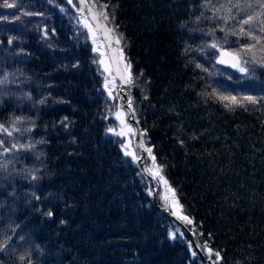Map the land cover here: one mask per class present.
Returning <instances> with one entry per match:
<instances>
[{
	"label": "trees",
	"instance_id": "16d2710c",
	"mask_svg": "<svg viewBox=\"0 0 264 264\" xmlns=\"http://www.w3.org/2000/svg\"><path fill=\"white\" fill-rule=\"evenodd\" d=\"M7 3L17 7L0 0V125L11 133L0 132V241L10 237L0 264H264V101L229 111L207 95L264 96V65L245 57L242 73L217 60L249 42L226 37L235 21L214 16L226 0H96L123 37L145 148L209 263L108 132L117 88L104 87L114 76L77 22L78 3Z\"/></svg>",
	"mask_w": 264,
	"mask_h": 264
},
{
	"label": "snow or ice",
	"instance_id": "6c2138e0",
	"mask_svg": "<svg viewBox=\"0 0 264 264\" xmlns=\"http://www.w3.org/2000/svg\"><path fill=\"white\" fill-rule=\"evenodd\" d=\"M68 2L71 4L72 0H68ZM79 3L82 5L81 8H78L77 11L80 12L82 15L80 19H83L84 21V27L88 30L89 33H91L93 43H96L97 41V33H101L103 36H105L106 43L111 45V42L114 40L116 45H121L122 41V34L117 35L115 28L108 27L109 23V14L106 11L108 8L107 4L98 6L96 4V0H79ZM211 3V0H208V3H206L204 6L208 7ZM5 7H17L14 3H7V0H5ZM214 9V16L218 19H222L225 23L228 21H235L236 27L233 29H228L225 32V36L229 33L232 35H238L240 37H246L248 38V43L245 45H241L236 51H226L223 48L220 49L221 55L219 59V63L229 64L234 68H237L242 73H247L249 71L248 67L246 66L249 63V60L245 57H251L252 63H258L261 65H264V0H226V3L221 4L219 8H216L213 6ZM90 15H83L85 11ZM233 10H235L236 15H232ZM224 13V15H220V13ZM26 15H31V13H26ZM243 15V19H238L239 16ZM80 19H78V23L80 22ZM199 19V18H198ZM94 22V24L92 22ZM247 26V27H245ZM259 33V34H257ZM9 43H12L11 40H9ZM211 47L218 48L220 47L218 44L213 43ZM95 51L99 52L100 48L97 47L94 49ZM118 51V57L116 55H113L110 59L115 64L117 59L119 60V63L123 65L124 68V74L120 75V79L125 84H133V76L131 72V63L126 62V57L124 56L123 47H119L118 50H114V52ZM187 51V49H186ZM257 52H259L260 57L257 59ZM98 63L105 65V71H110L109 64L104 61L100 60ZM197 67H202L201 65L197 64ZM117 73L119 74V69H117ZM142 75V73H141ZM7 82V77H4V79L0 80V84H3ZM115 82V77H113V80L111 82H106L105 87H109L110 83ZM109 95H111V90L109 91ZM207 95H215L216 98L222 103H224V107L228 109L229 111H234L236 108H245L247 109L248 105H258L262 101H264V96H252V95H232V94H223L218 92L216 89H213L211 93H207ZM40 103H44L43 100L40 101ZM129 106L132 104V100H128ZM119 117H121L122 123H124L122 117L124 114L117 113ZM20 118H17L19 120ZM67 119V118H65ZM15 131L19 132L20 129L16 128ZM24 131H31V129H25ZM109 132H116L115 129H108ZM0 132H7L9 135L11 133L6 129L3 125H0ZM117 135H124L125 133L123 131H120L116 133ZM3 141H0V144H2ZM40 143V142H38ZM183 143V141H181ZM28 148L31 149L34 147L32 144L28 145H12V148H6L4 151H12L16 148ZM122 147L125 148V155L131 156L133 161H138L139 157L137 156L136 152L133 150H129L131 148L130 145H122ZM141 147L143 145L141 144ZM145 151L152 156V148H145ZM153 161V168L148 169L150 174H153L154 176L160 178L163 180V177L160 175L162 172V166H159L156 164V158L155 156H152ZM0 167H6V165H0ZM32 179H36L35 176H32ZM165 185H167V180L163 181ZM172 205L175 207L178 204V201L175 198V190H172ZM168 197H165L166 205L168 201ZM182 208V206H180ZM179 215V213H174ZM49 216L52 215L51 212L48 213ZM181 218L191 223V220L187 216H181ZM182 236V233H181ZM170 237L172 239L176 238V233H170ZM8 240H10V237L4 239L3 241H0V251H3L7 245ZM209 256L215 255L217 260H221V254L219 251L213 252L211 248L208 249ZM193 255L195 253L193 252ZM20 259H24V257H20ZM213 264H216V261H213Z\"/></svg>",
	"mask_w": 264,
	"mask_h": 264
},
{
	"label": "water",
	"instance_id": "95a60500",
	"mask_svg": "<svg viewBox=\"0 0 264 264\" xmlns=\"http://www.w3.org/2000/svg\"><path fill=\"white\" fill-rule=\"evenodd\" d=\"M77 2L79 3V0H77ZM80 7H82V5L79 3ZM86 16L90 15L87 10L84 13ZM92 22V21H90ZM94 24V22H92ZM95 26V24H94ZM102 43L104 45L105 48V52L108 58V62L112 71L113 76L115 77V79L118 82V94H119V105L125 110L126 112V117L127 120L129 121V123L132 126L133 129V143L134 146L137 150V152L139 153V160L137 161V164L139 166L141 175L143 176L144 179L147 180V182L149 183L150 187L152 189H154L155 185H156V180L154 177H152L145 168V158H146V151L144 149V147H141L142 144V136H141V131L140 128L137 124V122L135 121L134 117H133V113L131 108L129 107L128 103H127V98H126V93H125V87L127 84H125L121 79H120V75L124 74V70L122 67V64L119 63V60L117 59L116 63L114 64L112 62V60L110 59L113 55H116L118 57V51L114 52V50H118V47L115 43V41L113 40L111 42V45L109 46L108 43H106V37L103 36L101 33H98ZM117 69H119V74L117 73ZM143 145V144H142ZM152 200L154 202L155 207L160 211L163 212L164 214H166L168 217L173 218V216L171 215L170 212H168L165 208L159 206L156 202L155 199V193L153 190L152 193ZM174 220H176L178 222L177 219L174 218ZM179 224L181 225V228L184 230L186 236L190 239L194 249L196 250L198 256L201 258V260L208 262V259H206V257L204 256L203 252H202V248L199 245L198 241L196 240V238L188 231V229L179 222Z\"/></svg>",
	"mask_w": 264,
	"mask_h": 264
},
{
	"label": "rangeland",
	"instance_id": "374dc122",
	"mask_svg": "<svg viewBox=\"0 0 264 264\" xmlns=\"http://www.w3.org/2000/svg\"><path fill=\"white\" fill-rule=\"evenodd\" d=\"M66 2H68V0H66ZM69 3V2H68ZM70 4V3H69ZM74 4H77V0H72V3L70 4V5H73L74 6ZM77 6H78V8H80L79 7V5L77 4ZM75 7V6H74ZM77 13H78V15L81 17V13L80 12H78L77 11ZM84 15V14H83ZM80 22H81V24H83L84 25V21H83V19H80ZM93 41V40H92ZM97 42H98V44L99 45H95V49L97 48V47H99L100 48V51L99 52H97L98 54L96 55V57H97V59H99V61L100 60H104V61H106L108 64H109V62H108V58H107V55H106V52H105V49H104V46H103V44H101L99 41H98V39H97ZM220 55H221V52L219 51V53H218V56H217V60L219 61V59H220ZM100 64V66H101V69L106 73V72H108V73H110L111 72V69H110V71H105V65L104 64H101V63H99ZM224 64V63H223ZM226 65H229V64H226ZM109 67H110V65H109ZM112 80L111 79H107V80H105V83L106 82H111ZM116 82V81H115ZM115 82L114 83H110L109 84V87H105V83H104V87L106 88V89H108L109 91L111 90V92L113 91V89L115 90L116 88H117V93H118V83H116L115 84ZM119 98V97H118ZM117 113H122V114H124L123 115V117H122V119H123V121H124V123H122V120H121V117H119L118 115H117ZM113 118H114V120H115V123L110 127V128H112V129H115L116 130V132H109L110 134H112L113 136H116L119 140H120V147H121V150H122V153L124 154L125 153V148L124 147H122V145H130L131 146V148L129 149V150H133V151H135L136 152V150H135V147H134V145H133V129H132V127H131V125H130V123L127 121V119H126V113H125V110H123L121 107H119V106H115L114 107V111H113ZM110 128H108V129H110ZM120 131H123L125 134L124 135H117L116 133H118V132H120ZM144 144V143H143ZM144 148H145V145H144ZM136 154H137V152H136ZM125 155V154H124ZM126 156V155H125ZM137 156H138V154H137ZM127 157H129L130 159H132V157L131 156H127ZM148 158V153L146 152V159ZM133 160V159H132ZM152 163H150L149 162V164L147 163V161H145V165H146V169L148 170V169H151V168H153V165H151ZM153 175V174H152ZM154 176V175H153ZM155 178H156V180H157V186L155 187V189H154V191H155V196H156V199H158L160 202H161V204L160 205H162V206H164L167 210H169L170 212H172V214L173 215H175L179 220H181L182 222L184 221L182 218H181V216H183L181 213H180V210H179V207H178V205H176L175 207L172 205V201H171V197H172V195H173V193H172V190L170 189V187L168 186V184L167 185H165V183L163 182L165 179L163 178V180L162 179H160V178H158V177H156V176H154ZM165 197H168L169 199H168V201H167V205H166V201H165ZM157 200V201H158ZM174 213H179V215H177V214H174Z\"/></svg>",
	"mask_w": 264,
	"mask_h": 264
},
{
	"label": "bare ground",
	"instance_id": "6f19581e",
	"mask_svg": "<svg viewBox=\"0 0 264 264\" xmlns=\"http://www.w3.org/2000/svg\"><path fill=\"white\" fill-rule=\"evenodd\" d=\"M154 193H155V191H154ZM172 215V214H171ZM173 216V215H172ZM173 218H175L174 216H173ZM175 219H177V218H175ZM178 220V219H177ZM180 221L178 220V223H179ZM182 224V223H181Z\"/></svg>",
	"mask_w": 264,
	"mask_h": 264
}]
</instances>
